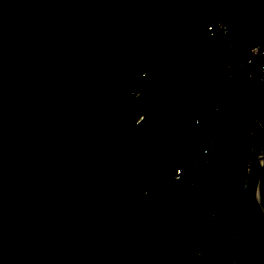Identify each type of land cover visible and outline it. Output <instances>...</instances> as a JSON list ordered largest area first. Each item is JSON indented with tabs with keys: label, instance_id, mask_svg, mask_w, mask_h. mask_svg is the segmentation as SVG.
<instances>
[{
	"label": "water",
	"instance_id": "1",
	"mask_svg": "<svg viewBox=\"0 0 264 264\" xmlns=\"http://www.w3.org/2000/svg\"><path fill=\"white\" fill-rule=\"evenodd\" d=\"M263 1L0 0V264H231L196 252L211 205L176 195L196 95L133 88L156 45Z\"/></svg>",
	"mask_w": 264,
	"mask_h": 264
},
{
	"label": "built area",
	"instance_id": "2",
	"mask_svg": "<svg viewBox=\"0 0 264 264\" xmlns=\"http://www.w3.org/2000/svg\"><path fill=\"white\" fill-rule=\"evenodd\" d=\"M237 27L221 18L200 31L195 40L206 43L205 56L193 65L184 91L164 104L187 90L196 95L199 139L175 171L180 202L211 205L196 252H221L231 264H264V36L253 44V32L244 39ZM168 61L156 45L139 78ZM144 90L152 96L153 89L133 88L137 94ZM239 138L252 142L240 179L230 174L227 144Z\"/></svg>",
	"mask_w": 264,
	"mask_h": 264
},
{
	"label": "trees",
	"instance_id": "3",
	"mask_svg": "<svg viewBox=\"0 0 264 264\" xmlns=\"http://www.w3.org/2000/svg\"><path fill=\"white\" fill-rule=\"evenodd\" d=\"M250 31L253 32L254 36L252 43H258L264 31V1L250 11L238 24L236 29V33L244 39ZM205 49V42L194 40L174 60H169L167 64L158 67L148 76L139 78L135 84V88L153 89L152 97L154 102L161 104L169 102L175 95L184 91L185 87H187L185 80L193 65L203 60Z\"/></svg>",
	"mask_w": 264,
	"mask_h": 264
},
{
	"label": "rangeland",
	"instance_id": "4",
	"mask_svg": "<svg viewBox=\"0 0 264 264\" xmlns=\"http://www.w3.org/2000/svg\"><path fill=\"white\" fill-rule=\"evenodd\" d=\"M230 142L236 143V146L232 145ZM230 142H227L231 152V161H232L230 174L233 175L234 172H236L237 178L240 179L244 169L245 157L247 152L251 149L252 142L250 140H244L242 138ZM229 199L232 200L231 195ZM241 209H242V204H240V206L238 207V212L236 213L237 218L238 215L240 214ZM235 210H236V205L232 208L231 219L234 217Z\"/></svg>",
	"mask_w": 264,
	"mask_h": 264
}]
</instances>
